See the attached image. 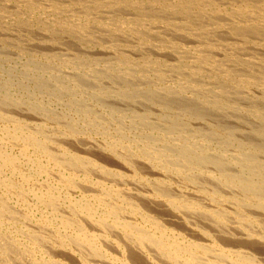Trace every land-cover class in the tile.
<instances>
[{
  "label": "bare ground",
  "instance_id": "1",
  "mask_svg": "<svg viewBox=\"0 0 264 264\" xmlns=\"http://www.w3.org/2000/svg\"><path fill=\"white\" fill-rule=\"evenodd\" d=\"M2 64L0 264H264V0H0Z\"/></svg>",
  "mask_w": 264,
  "mask_h": 264
},
{
  "label": "rangeland",
  "instance_id": "2",
  "mask_svg": "<svg viewBox=\"0 0 264 264\" xmlns=\"http://www.w3.org/2000/svg\"><path fill=\"white\" fill-rule=\"evenodd\" d=\"M3 65H5V66H3ZM7 68H8V64H2L1 66H0V81H3V80H8V76L7 75H5L6 73H5V70H7ZM4 73H3V72ZM3 76V77H2ZM6 78V79H5ZM55 103V102H54ZM57 104V103H56ZM59 105V106H58ZM58 105H53V107L57 110V111H59L60 109L62 110V105L61 104H58ZM55 106H57V107H55ZM61 110L59 111V112H61ZM85 136L86 137H88L89 136V138L91 137L92 139H94V140H97V138L95 137L94 138V135L91 133V132H85Z\"/></svg>",
  "mask_w": 264,
  "mask_h": 264
}]
</instances>
